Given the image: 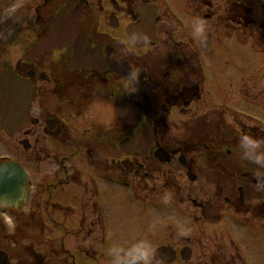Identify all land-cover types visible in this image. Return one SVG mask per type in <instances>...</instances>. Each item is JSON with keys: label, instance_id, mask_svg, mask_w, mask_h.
<instances>
[{"label": "flooded vegetation", "instance_id": "obj_1", "mask_svg": "<svg viewBox=\"0 0 264 264\" xmlns=\"http://www.w3.org/2000/svg\"><path fill=\"white\" fill-rule=\"evenodd\" d=\"M10 1L0 0V34H5L0 37V43L17 41L21 58L13 68L16 74L24 78L29 72L32 73L28 79L33 87L34 106L28 128L18 134L30 143V160L37 163L34 152L47 147L54 148L47 143L48 139L58 142L70 160H77L81 155L84 171L64 172V178L101 168L104 178L112 182V169L115 167L112 161L117 160L123 165V170H127L126 175L119 177L127 179L140 192L149 171L150 174L154 172L157 176L153 177L152 184L159 187H151L173 193L170 199L176 205L190 209V227H195V233L200 230L203 234L201 238L179 236L167 241L164 245L176 251L173 264H244L237 250L234 253L223 250L227 244H217L211 240L212 236L208 241L203 240H206L205 232H217L226 224L228 208L244 221L255 222L260 213L264 215V193L257 187L256 173H250L244 167L240 172L229 171V168L236 167L234 159L230 160V157L236 154L238 160L241 158L238 147L240 135L249 132L237 128L236 134V130L221 118L224 113L218 111L219 107L210 108L204 104L202 74L191 48V39L184 33L172 10L164 8L160 0H26L23 4L18 3L13 13L4 20L1 15L4 14V6ZM184 8L196 21L204 22L206 34L221 31L224 36L236 37L243 43L247 30L250 33L247 38L251 40L256 36L252 32L254 29L264 33V0H184ZM78 9L79 15L73 26L88 49V53L79 57V68L70 69L73 55L70 46L37 56L32 52L31 58L24 56L31 45L53 33V24L60 22L65 28L68 14ZM257 16L260 18L256 19ZM144 18L149 22L146 32L151 34L153 31L154 38L147 47L136 48L124 28L137 25ZM121 39L123 41L116 42ZM152 48L155 50L151 52ZM5 50L0 45V53L5 54ZM98 53L103 65L97 63L100 60L96 55ZM136 69L139 70L137 91L141 85L152 87L149 100L138 102L133 99L136 91L126 94L123 89V79ZM111 102L129 108L130 114L134 115V123L126 130L120 125L108 127L100 124L99 113L103 110L112 111ZM135 105L141 110H137ZM200 108L206 110L199 113ZM182 115L188 116L187 121L194 126L202 118L216 121V133H206L210 137L201 143L193 140L184 142L182 139L186 136L181 137V133H176L178 131L173 130L168 123ZM147 119L151 121L152 128L149 150L144 155L139 148L130 154L121 153L120 141L126 137L132 138L140 124ZM229 132L232 138H229ZM102 148L110 155L97 160L96 156ZM157 150L166 153L169 158L167 163L158 161L155 155ZM112 151L118 154V158H112ZM84 159L87 166H84ZM256 166L253 163L250 167L254 169ZM57 175L52 174L51 177H56L55 180L59 178ZM204 175L208 177L204 178ZM227 176L235 183V195L227 193L226 185L219 190L217 181ZM93 177L89 175V179ZM201 179L217 186L205 198L199 197L197 193ZM85 181L81 183L84 184L81 194L84 198L79 199L82 218L77 229L79 225L83 229L87 221V226L93 230L95 220L93 222L86 217L97 216L96 192L92 181ZM260 181L264 183V175ZM32 205V212L36 214L42 203L36 200ZM85 206L89 207L87 211L83 210ZM168 227L172 228L170 225ZM54 245L39 243L24 247L18 244L16 250L26 255L13 258L7 251L8 263L76 264L72 250L65 244H59L56 248ZM183 247L191 250L189 262H182L179 255L178 251ZM82 249L76 246L77 253L86 255Z\"/></svg>", "mask_w": 264, "mask_h": 264}, {"label": "rangeland", "instance_id": "obj_2", "mask_svg": "<svg viewBox=\"0 0 264 264\" xmlns=\"http://www.w3.org/2000/svg\"><path fill=\"white\" fill-rule=\"evenodd\" d=\"M89 1L91 2V0ZM163 1L168 9L172 10L175 19L183 27L186 36L193 41V46L200 56L199 58L202 63L205 77L203 84L205 102L207 104L212 103L213 106L228 108L236 114L241 115V117H249L257 121L261 129L262 127L264 129V82L263 84H261L262 81L253 82L248 85L249 87H253V92L256 94H248L249 98L259 102V105L247 102L239 93V88L243 81L250 82L257 78L264 77V51L258 52L252 48L250 43H240L236 37L224 36L221 32H212L210 34L205 33L203 37H200L195 32L197 21L186 12L184 8V0ZM20 2L23 4L26 0H11L6 6H4V14L2 13L3 15H1V17L5 20L13 13V10ZM7 7L9 10H6ZM255 18L259 19L260 16ZM252 32L255 33V38L257 37L256 39L259 40L258 42L253 37V42L255 41L256 46L259 44V48L263 49L264 33L255 29ZM4 35L2 33L0 34V37ZM249 35L250 33L247 30L243 41H246ZM0 45L6 48L4 51L5 54L0 53V63L14 65L20 58L18 57L20 56L18 51L19 43L17 41H12V43L9 44L7 41H1ZM159 48L161 49L162 47L160 46ZM154 50L155 48L150 49L151 52ZM143 51L146 53V50ZM151 52H148V54ZM3 68L4 67L0 68V71L3 70ZM200 111H204V109H201ZM121 112L123 113V116L120 115ZM111 113H106L104 110L100 111L99 116L103 126H107L106 121L112 120V127L120 125L126 130L128 126L132 125L135 121V117L130 114L129 108L121 107L119 104L112 108ZM227 116L228 117H225L226 122L235 130L236 128H243L244 130L247 129L251 131L252 126H257L242 118L234 120L230 117V114ZM182 119H184V117ZM173 121H175V124H179V120L176 119H172L170 124ZM203 123H210L213 125V122H210L209 120L203 121ZM172 129L175 131L177 130L179 133L182 132V134H186L187 130L185 131L184 129H187V124L182 127H173ZM258 133L259 131L256 130L257 135ZM1 139L4 140V147H1L0 145V155L3 154L13 161H21L26 167L29 180L32 183L29 203H27L22 210L25 214L29 213L28 208L31 205L30 202L33 203L34 200L39 198H47V195L45 197L43 192L47 191L48 186L50 185V175L52 176V174L58 173L57 176H62V173L64 172L70 174L71 171H84L81 166V155L77 157V160H70L66 151H63L59 143L52 140L47 139L46 141L50 145H53L54 148H42L41 151L34 152V157L37 158V163H33V160H29V156L32 152L23 151L22 148L17 145V142H15L18 139L17 137L13 139L1 135ZM111 154L113 159L118 158V154L113 153V151ZM109 155L110 153L102 148L99 150L96 158L97 160H102V158H108ZM234 161L236 167L232 168L233 172H240L242 167H244V170L250 173H257L259 171L264 174V169L258 168V166L251 169L250 166L253 163L249 160L242 158L238 160V158L235 157ZM117 164H119V161H112V166ZM84 166H87L86 160L84 161ZM153 169L156 170L155 168H152V170ZM90 170L81 173L79 176L72 175L69 178H64L62 176L60 179L54 180V178H56L54 177L52 181H54L55 184L58 183L60 188L51 195L50 199L53 203H57L64 207H74V210L78 212L76 209L78 206L76 197L80 200L81 198H84V196H81L84 184L81 183L84 182V179L86 180L85 182H90L91 179H89V175H95L96 177L94 176V179L96 180V183H98L97 185L100 189L97 202L102 214L101 217L104 219L105 227H103L102 220L100 219L101 222L99 226H101V229L98 230L97 220L100 218V215H94L86 217L88 220L92 219L93 222L95 220L96 229L93 228L94 231L89 229L87 226L89 223L86 221V225L83 229L80 225L78 229L77 226H74V229L71 230L72 232L67 236L65 230L68 231L70 227L73 226V222L65 223L63 228L52 229V227L57 225L54 222H51L52 214L43 216L44 223L47 225L45 227L47 230L46 236L50 232L48 236L52 235V237L60 239L63 237L62 234H64L65 242L66 240H69L71 243L70 245L65 244V247H69L73 253L77 254L75 259L76 264H119V259L121 260L125 255L138 256L142 262L141 264H159L154 260L155 248H157L162 242H167L170 233L180 234L179 236L186 237H202L203 234L200 233V230H196V233L191 232L193 229L188 226L189 221H187L188 217L186 216L188 212L187 214H183V209L178 211L179 208L173 205L168 206L167 209L164 210L165 213L160 211V202H162L165 197L163 192L160 193L161 191H159L158 188L151 187L156 186L154 183L152 184L155 176H157L156 173L153 172L150 174L151 171H149L147 176L149 179L147 181V187H145L153 189L154 192H151V190L148 192L142 191L144 202H138L135 198L137 197V193L135 197H133L130 194V191L125 187L116 184H112L111 186L107 183H102V181L100 182L97 178H99V175L104 172L101 168H93V171L91 170L92 172ZM112 172L115 173L114 170H112ZM207 177L208 176H205V178ZM68 182L74 183V185H67ZM93 186L95 188V185ZM197 186L199 187V189H197L198 196L201 198L208 193H212V189L217 188L216 185H211L210 182L205 181L203 184ZM63 187L68 188L65 189ZM260 192L264 193V190L261 189ZM156 204L157 206L151 207V205ZM64 207L59 209L60 215L64 219H70L75 221L76 224H80L79 220L82 218L81 210L78 214L73 209H67ZM88 208L89 207L85 206L83 207V210L87 211ZM232 214L233 215L229 214V216L225 217L226 224L222 229H217V232H205L206 240L203 241H208L210 236H212L211 240L217 242V244H227L223 250L229 251L228 253H234L236 250L239 252L240 249L241 259L245 261V264H264V222H252L250 220L237 221L235 218H240V216H237L234 213ZM23 218H26V216H22V219ZM58 218L61 220L60 217ZM11 223H13V220H11ZM167 224H172L175 227L174 231L161 233L159 229ZM5 225L6 234H11L13 227L10 228L9 223H6ZM21 225V237L25 241H23L24 244H28L27 238L29 237V234L25 233L26 227L24 221L21 222ZM63 231L64 233H62ZM174 237H178V235H174ZM92 242H95V244H91ZM101 242L103 244H99ZM145 242L147 247H141ZM78 244L84 246V252L86 255H83V253L78 254L76 252V246ZM236 244L239 246V249H237V247L235 248ZM195 246L198 245L195 244ZM91 255H93V260L86 261V258L84 257ZM231 262L232 260L229 261V263Z\"/></svg>", "mask_w": 264, "mask_h": 264}, {"label": "water", "instance_id": "obj_3", "mask_svg": "<svg viewBox=\"0 0 264 264\" xmlns=\"http://www.w3.org/2000/svg\"><path fill=\"white\" fill-rule=\"evenodd\" d=\"M70 14L69 19L72 23L73 19L77 17L78 12L74 11V13L71 12ZM148 26L149 22L145 20L142 24L136 26V28L130 29L129 32L131 36L134 37L135 44L142 45L150 40L152 33L149 34L146 32ZM61 27L62 26L56 25L55 30L57 34L49 38L50 40H54V43H59V47L65 44L63 38L60 39L59 42L56 39L61 34ZM47 41L49 42V40ZM47 41L38 45L39 51L53 47L52 43L49 44ZM74 58L76 59L77 55H75ZM75 59L73 60L72 67H76L77 65L75 64ZM29 86L26 80L16 77L12 71L0 74V129H4L9 136H11L16 129L24 126L27 121L31 101L30 96H32V89ZM149 123L150 121L148 125ZM148 134L149 129L147 127H142V129L138 130L134 135L135 144H130L129 141L123 142L122 150L130 153L139 148L141 153L144 154L151 143ZM155 155L160 161L168 159L163 151ZM25 198H27V190L24 175L20 168L16 164L10 162L0 163V203L4 206L16 208L19 207L22 202L24 203L26 200ZM166 250L165 248L157 250L158 257L163 262H169L173 260L174 257L168 254ZM0 264H7L5 256L3 257L1 254ZM122 264H136V260L127 259L122 262Z\"/></svg>", "mask_w": 264, "mask_h": 264}, {"label": "clouds", "instance_id": "obj_4", "mask_svg": "<svg viewBox=\"0 0 264 264\" xmlns=\"http://www.w3.org/2000/svg\"><path fill=\"white\" fill-rule=\"evenodd\" d=\"M195 32L198 36L203 37L205 34V24L204 22L197 21L195 26ZM138 72L139 70H133L129 76L123 79V89L126 94H132L137 91L136 83H138ZM123 116V113H120ZM112 120L106 121L107 126H111ZM240 155L242 159L249 160L256 164L258 168L264 169V139L257 138L253 135L243 133L239 137L238 143ZM264 175L259 171L256 173L257 176V187L258 189H264V183H259V179ZM165 203L168 202V197H165ZM141 247L146 248V242L141 245Z\"/></svg>", "mask_w": 264, "mask_h": 264}]
</instances>
